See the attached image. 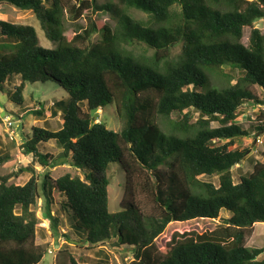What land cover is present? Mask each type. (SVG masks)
<instances>
[{"label": "trees", "instance_id": "trees-1", "mask_svg": "<svg viewBox=\"0 0 264 264\" xmlns=\"http://www.w3.org/2000/svg\"><path fill=\"white\" fill-rule=\"evenodd\" d=\"M0 4L30 11L54 44L42 47L32 26L0 21V45L10 50L0 47V93L19 108L27 84L51 82L66 93L65 101L53 103V115L61 114L60 127L31 128L21 141L22 154H31L45 168L67 163L83 172V179L66 173L52 183L46 172L39 182L30 163L0 175V264H40L44 250L35 242L38 219L31 208L42 200V216L57 234L60 216L50 210L53 193L63 195L61 206L69 220L73 216L86 245L114 238L116 245L133 249L128 264H264L259 258L264 248L245 246L253 225L264 223V162H253L251 171L235 183L231 169L249 150L230 148L250 134L235 122L240 107L264 105L257 93V88L264 91V33L254 27L264 19V0ZM130 8L148 19H134L127 13ZM87 12L107 13L114 26L88 16L87 27L68 38L65 14L75 21ZM246 27L247 45L241 41ZM137 45L144 47L140 54L131 48ZM177 46L180 52L174 58ZM225 66L240 77L226 87L209 88L208 72ZM16 76L20 82L11 92L7 84ZM109 105L122 122L119 131L102 122L91 124L96 111ZM174 113L179 118L164 132L157 116ZM193 113L197 117L191 123ZM213 122L219 125L212 127ZM252 129L264 131V123L258 121ZM51 140L62 148L57 160L38 150L40 143ZM8 160L9 151L0 150V167ZM112 163L125 173L120 211L115 213L108 210ZM26 170L32 175L24 185L8 183ZM212 176H217V185L201 179ZM140 195L151 204L150 214L140 207ZM223 210L228 218L220 216ZM196 219L219 224L200 234L173 233L163 248L157 247L156 239L170 223Z\"/></svg>", "mask_w": 264, "mask_h": 264}, {"label": "rangeland", "instance_id": "rangeland-1", "mask_svg": "<svg viewBox=\"0 0 264 264\" xmlns=\"http://www.w3.org/2000/svg\"><path fill=\"white\" fill-rule=\"evenodd\" d=\"M73 2V1H72ZM127 13L134 19L146 21L148 17L141 12H138L132 8L128 9ZM88 16L91 19H96L98 24H109L112 27L114 23L110 19L107 13H98L90 15V12L85 13V16L78 18L75 21L69 19L68 14H65V35L68 38H72L74 34L81 33L84 28L87 27ZM0 21L10 22L13 24L29 25L36 29L39 44L45 48H53L52 44L45 36L44 32L40 28L39 22L36 20L34 14L30 11H23L14 8L8 4L0 5ZM254 27L258 28L264 33V19L258 20L254 23ZM250 34V28L243 29L242 43L247 45L248 37ZM2 41H0L1 43ZM4 48V51H10L5 45H0ZM135 54H140L144 51V47L141 45L131 47ZM180 52V46L172 49V57ZM150 51L147 55H150ZM209 73V88H221L226 87L229 84H234L240 77V73L232 71L227 66L221 70L210 71ZM20 79L18 76L14 77L12 83L7 84L8 90L11 92L14 90V86L18 85ZM55 83L47 82L46 84L25 85L23 89L24 103L22 107H17L13 103L9 102L3 93H0V114H4L1 117L0 122V150H8L10 153V160L4 163L0 167V175H6L10 173L19 172L20 168H25L30 163L35 170V174L39 175V182L42 176L48 172L50 176V183H52L58 177L69 173L72 176H79L83 179V172L72 168L67 163H59L55 166L48 164L45 168L38 162L33 161L31 154L24 155L20 148L21 141L27 137L31 128H46L49 130H57L60 127L61 114L58 111L56 115L53 113L56 107L53 103L58 100L66 99V93L59 89ZM257 93L260 98L264 97V91L257 88ZM42 104V105H41ZM23 108V109H21ZM24 110V113L21 112ZM32 111H40L39 116H35ZM264 112V105H252L244 103L240 109L236 123L242 124L243 127L250 132L248 137L236 139L230 148L248 149L244 160L235 165L232 170L233 182H238L240 176L245 175L251 171L253 162H264V131H254L252 128L256 126L258 121L264 123V117L261 113ZM197 114L193 113V118L190 121L194 122ZM179 116L174 113L169 118L157 116L156 122L164 132L172 130V122H175ZM9 120V121H8ZM11 123L9 126L8 123ZM95 122H102L105 126L113 131H119L122 127L121 120L116 116L114 107L112 105L103 107L96 111ZM219 124L217 122L211 123L212 127H216ZM38 150L41 153L51 154L54 160L62 154V148L55 141H48L46 143H40ZM30 171H24L12 176L9 179V184L24 185L31 177ZM108 179L109 185L108 192V210L110 213L120 211V201L123 196L125 173L118 163H112L108 167ZM202 180L212 182L217 185V176L202 177ZM52 204L50 207L51 213H57L60 216V225L57 228V234H54L50 228L48 219L42 216L43 207L42 200L37 201V205L33 208L38 222L35 227L36 239L35 242L43 250L44 254L40 264H128L132 261L133 249L129 246H118L115 244L116 239L105 242L102 245L90 247L83 241V232L76 228L74 225V218L70 216V220L67 217L65 208L61 206L64 202V197L61 194H52ZM140 207H142L145 214H150L151 204L148 200L140 195ZM224 211V212H223ZM220 213L223 218H228V214L225 210ZM18 212V210H16ZM71 214V212H70ZM218 222L210 219H196L183 223L172 222L170 223L164 232L156 239V245L159 249L163 248V245L169 240V237L173 233H182L187 231H195L197 233L213 231L217 228ZM245 246L248 248H264V223H256L253 225L251 233L247 235ZM264 258V252L259 257ZM73 260V262H72Z\"/></svg>", "mask_w": 264, "mask_h": 264}, {"label": "water", "instance_id": "water-1", "mask_svg": "<svg viewBox=\"0 0 264 264\" xmlns=\"http://www.w3.org/2000/svg\"><path fill=\"white\" fill-rule=\"evenodd\" d=\"M95 115L91 119V124L95 123ZM3 116H4V114H0V118L3 117Z\"/></svg>", "mask_w": 264, "mask_h": 264}, {"label": "built area", "instance_id": "built-area-1", "mask_svg": "<svg viewBox=\"0 0 264 264\" xmlns=\"http://www.w3.org/2000/svg\"><path fill=\"white\" fill-rule=\"evenodd\" d=\"M8 121H9V120H8ZM8 125L10 126V125H11V123L9 122V123H8Z\"/></svg>", "mask_w": 264, "mask_h": 264}, {"label": "crops", "instance_id": "crops-1", "mask_svg": "<svg viewBox=\"0 0 264 264\" xmlns=\"http://www.w3.org/2000/svg\"><path fill=\"white\" fill-rule=\"evenodd\" d=\"M0 5H2V4H0ZM10 102V101H9Z\"/></svg>", "mask_w": 264, "mask_h": 264}]
</instances>
